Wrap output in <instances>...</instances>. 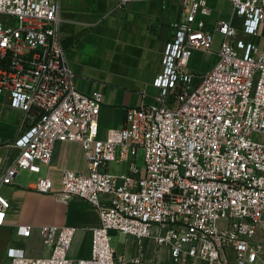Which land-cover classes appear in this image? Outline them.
Returning a JSON list of instances; mask_svg holds the SVG:
<instances>
[{
  "label": "built area",
  "instance_id": "2783aa9c",
  "mask_svg": "<svg viewBox=\"0 0 264 264\" xmlns=\"http://www.w3.org/2000/svg\"><path fill=\"white\" fill-rule=\"evenodd\" d=\"M229 1L250 38L239 39L232 20L208 29L209 0H182L185 17L165 42L154 102L128 107L125 125L101 137L103 94L75 86L58 32L61 0H0V93L25 118L35 117L13 142L19 155L0 170V225L11 206L2 187L21 168L50 164L56 144L67 140L82 143L88 172L66 169L60 194L84 198L100 217L90 256L69 257L75 226L44 224L51 252L32 257L10 247L9 264H118L112 231L139 244L154 239L178 263L232 264L229 248L236 264L257 262L264 253V0ZM215 32L224 36L216 59L198 73L192 57L211 51ZM115 162L128 167L115 173ZM52 186L40 176L34 187L47 193ZM31 230L21 227L25 235Z\"/></svg>",
  "mask_w": 264,
  "mask_h": 264
},
{
  "label": "crops",
  "instance_id": "0c3cea01",
  "mask_svg": "<svg viewBox=\"0 0 264 264\" xmlns=\"http://www.w3.org/2000/svg\"><path fill=\"white\" fill-rule=\"evenodd\" d=\"M217 1L209 0L212 11L206 17L207 28L213 30L218 19L232 20L239 28L238 38H250L243 30L242 17L233 16V12L223 16L216 10ZM182 3V0H131L123 5L120 0H61L58 32L67 47L75 86L87 94H103L99 115L101 137H106L110 128L125 125L128 107L154 102L159 91L154 79L163 68L165 42L175 34V24L185 17ZM260 35L264 36V23ZM260 35L251 38L258 40ZM199 51L202 50L195 51L191 67L203 73ZM34 119L33 114L25 118L19 109L11 106L9 97L0 93V170L19 155L20 149L13 142ZM127 167V163L110 165L115 173ZM66 169L88 172L80 141L58 142L50 164H42L38 172L21 168L14 182L2 187L11 206L5 223L0 225V264H9L10 247H21L32 257L48 255L51 248L40 232L44 224L75 226L69 257L77 261L90 256L92 228L100 224L99 213L82 197L62 198V175ZM40 176L52 179L50 192L35 189ZM26 225L32 226L29 235L21 231ZM113 232L118 239L115 245L118 264H189V260L175 262L168 247H159L154 239L139 244L132 236ZM261 236L262 230L257 238ZM227 254L232 264H236L235 250L229 248ZM138 257H141L139 262ZM255 264H264V253Z\"/></svg>",
  "mask_w": 264,
  "mask_h": 264
},
{
  "label": "rangeland",
  "instance_id": "374dc122",
  "mask_svg": "<svg viewBox=\"0 0 264 264\" xmlns=\"http://www.w3.org/2000/svg\"><path fill=\"white\" fill-rule=\"evenodd\" d=\"M216 10L221 11L223 16L229 15V14L232 15V12H233L232 11V4L229 0H218L216 3ZM0 20L6 21V17L0 15ZM223 39H224V36L220 32H215L214 45H213L211 51H205V52L199 51V52H202V54H201L202 55V63H204V66L202 67L200 72L206 71L207 68H209L214 63V60L216 59V55L214 54V52L219 50L220 44L222 43ZM193 56H195V55H193ZM198 56H200V55H198ZM143 158H144V151L142 149H139L138 160H137V164L139 166L143 165V163H144ZM113 233L114 232L112 231L111 232V234H112L111 243H112V246L115 247L118 239H117V236L113 235Z\"/></svg>",
  "mask_w": 264,
  "mask_h": 264
}]
</instances>
